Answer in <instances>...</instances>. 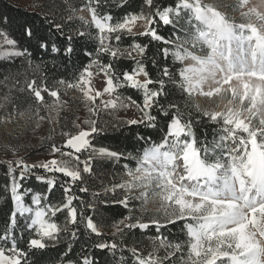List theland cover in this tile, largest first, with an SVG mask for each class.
<instances>
[{"label": "trees", "instance_id": "obj_1", "mask_svg": "<svg viewBox=\"0 0 264 264\" xmlns=\"http://www.w3.org/2000/svg\"><path fill=\"white\" fill-rule=\"evenodd\" d=\"M28 1L33 4L32 12L20 8L14 3L16 0H0V33L16 41L15 45L5 46L3 51L23 53L20 56L6 55L0 58V120L25 116V129H28L19 139L8 136L6 144L0 142V235L11 227L10 217L14 209L11 181L13 174L18 179L21 168L16 167V162L22 160L29 166H37L26 172L25 179H18L21 185L18 192L24 195L25 205L30 206L31 198L39 194L44 197L41 202L43 206L60 207L66 202L65 188L70 187L71 191L67 195L76 197L72 206L77 209L75 224L71 222L67 209L56 212L54 216L49 213L48 218L60 227L61 232L57 240L45 238L47 247L44 249H29L28 240L38 237L33 229H28L25 217H16L12 235L18 246L27 252V264H67L68 261L83 264L85 257L92 264H136V256L147 258L150 254L158 259L159 264H181V253L177 252L169 257L172 249L161 245L157 238H164L172 244L181 243L184 245L186 256L188 237L184 229L185 221L168 223L158 231L156 226L150 223L155 220L153 215L143 214L140 204H136L133 198L129 197L127 206L121 203L127 195L123 189L116 187L125 182L128 168L135 169L143 148L163 140L171 114L175 111L168 108L169 104L178 106L184 120L191 119L192 133L198 147L211 148L222 135L220 124L203 116L193 99L180 88L181 65L176 63L171 55L165 58L161 51L165 47L170 51L174 50V44L166 45L152 40L148 35H132L124 31L106 33L109 39L105 44H109L112 49H119L121 53H131L112 57L108 53L98 52L100 32L75 16L80 9L88 10L89 0ZM176 3L178 0H153L150 8L146 0H91V6L96 7L98 16H111L110 23L113 25L123 22L125 17L132 14H149L158 7H174ZM183 20L179 19L182 22ZM152 27L159 35L174 43L176 36L182 37L184 34L179 22L174 27L157 21ZM29 30L31 36L27 34ZM116 35H120L119 41L115 40ZM0 39H3V36ZM135 44L147 46L143 55L133 49ZM69 48L71 52L68 51ZM94 61L98 63H93ZM138 61L144 63L153 81L163 79L165 82L164 94L155 99L148 112L156 117L155 127H147L148 121L143 112L144 91L132 88L123 80V73H131L137 68ZM106 64H111L112 69L102 70V66ZM90 65L119 78L116 82L123 86L115 88L117 106L131 107L142 122L128 124L118 117L117 111L91 110L88 112L89 120L86 125L89 130L95 126L98 132L89 137L91 148L75 153L74 150L63 146L68 139L65 133L75 135L79 131L76 112L63 107L55 113L54 105L64 99L62 95L70 88L69 84H77L84 68ZM164 68L168 69L169 76L163 75ZM32 81H35L33 86L41 90L44 98L42 102L38 101L28 88ZM45 88L48 91H45ZM149 88L157 89L159 85L153 83ZM50 91H57L58 99L50 96ZM162 107L169 111L170 115L165 116L161 112ZM40 121L48 123L49 128L45 135L37 140L32 134L38 130L36 126ZM53 144L65 152H72L71 156H61L59 153L55 156L59 160L68 161L70 168L79 170L81 179L72 181L63 173L48 172L39 167L45 157L53 155ZM101 148L118 153L119 158L99 155L98 150ZM76 156L80 157L79 161L75 159ZM85 160L89 161V172L83 171ZM10 165L15 168L13 174L9 173ZM37 176L54 179L55 186L38 180ZM82 188L87 191H81ZM27 192L29 195H26ZM128 217L131 219H126ZM88 218L92 219L97 229L102 230L100 235L87 228ZM137 221L148 223L149 227L141 229L124 226ZM160 221L164 223L161 218ZM73 232L76 233L75 239L71 235ZM10 243L11 241L5 246H10ZM100 243H115L117 247L100 249L96 247Z\"/></svg>", "mask_w": 264, "mask_h": 264}, {"label": "snow or ice", "instance_id": "obj_2", "mask_svg": "<svg viewBox=\"0 0 264 264\" xmlns=\"http://www.w3.org/2000/svg\"><path fill=\"white\" fill-rule=\"evenodd\" d=\"M146 3L151 8L153 0H146ZM246 3L247 0H240L241 7ZM182 10L188 14V27L184 29V38L176 36L177 43L159 35L152 27L157 21L175 27ZM88 11L101 34L98 52L108 53L112 57L131 55L130 52L121 53L119 49H112L109 44H105L109 39L105 34L122 31L131 33L130 25L135 24L137 20H144L146 29L141 35H148L152 40L166 45L174 44L172 51L168 47L161 49L165 58L171 55L181 64L187 60L192 61L179 70V86L184 92L189 95L198 93L206 97L219 95L228 101L225 111L202 112L203 116L221 126L220 140L211 148L197 146L191 119L184 120L178 106L169 104L168 108L175 111L171 114L163 140L143 148L135 169H127L129 180L116 187L129 193L135 189H144L141 197L145 202L148 190L151 189L165 210L164 223L160 220L150 222L158 231L168 223L185 221L184 228L188 236L186 256L184 245L181 243L172 244L164 238H157L161 245L172 249L169 257L177 252L181 253V264H264V14L250 9L242 13V16L250 17L255 14L258 23L251 20L247 23H236L202 0H178L174 7H158L149 14H132L125 17L123 22L113 25L108 23L112 19L111 16H98L96 7L91 6V0ZM56 27L59 29V25ZM27 34L32 35L30 30ZM0 36H3L5 44H16L15 40L9 39L3 33H0ZM120 39V35L115 36L116 41ZM132 47L141 55L147 48L146 45L139 44ZM53 50H57L55 46ZM68 51L71 52V48ZM5 55L20 56L23 53L13 51L6 52ZM137 65L131 73H123V80L131 87L144 90V107L149 108L157 97L164 94L165 82L163 79L153 81L143 62L138 61ZM89 67L84 68L77 82L82 90L90 85V79L85 78L93 75ZM103 69L111 70L112 65H103ZM105 75L108 77V86L104 92H112L115 88L123 86L116 82L118 77L109 72H105ZM163 75L169 76L167 68H164ZM141 76L145 79H138ZM153 83L158 84L159 88L150 89L149 85ZM34 84L35 81H32L28 88L36 99L42 102L44 98L41 90L34 87ZM77 84H69V87H76ZM206 84L209 86L207 91L204 90ZM44 90L48 91L46 88ZM228 93L230 96H227ZM49 95L58 99L57 91H50ZM85 95H89V92H85ZM95 95L99 96L100 93L96 92ZM89 99L94 100L95 96L89 95ZM105 103L115 106L111 101ZM161 112L165 116L170 115L163 107ZM144 115L148 121L147 127H155L156 117L148 112ZM257 120L258 123L254 122ZM140 122L142 121H129L131 124ZM92 124L94 125L95 121ZM96 132L98 129L93 126L90 130H81L75 135L65 133L68 139L63 147L74 150L75 153L87 150L91 148L89 137ZM57 153L61 156L72 155V152H65L53 144L52 154L55 156ZM98 153L101 156L119 158L118 153L103 148L99 149ZM75 159L79 161L80 157L76 156ZM83 165L84 172L91 170L88 160L83 161ZM16 167L21 168L18 179L23 180L26 172L37 166H29L20 160L16 162ZM39 167L48 172L63 173L72 181L81 179L80 171L70 168L68 161L52 159ZM8 170L10 174L15 173V168L11 165ZM18 179L16 175H12L10 191L14 209L10 217L11 227L0 235V264H27V252L18 246L12 235L17 215L23 216L33 212V208L25 205L18 192L21 186ZM37 179L45 181L49 186H55L54 179H46L43 176H37ZM70 191V187L65 188L66 202L56 208L51 205L43 206L41 202L44 197L39 194L33 197L32 203L37 205V208L29 227L35 231L38 238L28 240L29 249L47 247L45 238L58 239L61 229L48 218L49 212L54 216L56 212L67 209L71 222L76 223L77 209L72 206L76 197L67 195ZM81 191L87 189L82 188ZM128 199L126 196L121 203L127 206ZM86 226L93 233L100 235L91 218L87 219ZM124 226L145 229L149 224L137 221ZM71 235L73 239L76 238L75 232ZM9 241L10 246L6 247ZM96 247L115 249L117 245L100 243ZM133 254L136 255L135 250ZM67 264L73 262L68 261ZM83 264L92 262L85 257ZM136 264H159V261L150 254L147 258L136 256Z\"/></svg>", "mask_w": 264, "mask_h": 264}, {"label": "rangeland", "instance_id": "obj_3", "mask_svg": "<svg viewBox=\"0 0 264 264\" xmlns=\"http://www.w3.org/2000/svg\"><path fill=\"white\" fill-rule=\"evenodd\" d=\"M202 2L213 5L218 11H220L226 17H228L230 20L235 21L236 23H247L249 22V20H251V22L253 23H258L256 21L255 14H252L250 17L242 16V13L248 12L250 9H255L257 12L264 14V0H247V3L244 4L243 7L240 6V0H202ZM14 3H16L20 8H23L27 11H30V12L34 11L33 4L30 3L28 0H16V2ZM75 16L80 21L85 22L87 24L88 23L92 24L95 27V24L92 21L91 13L88 10L80 9L75 14ZM180 18L184 19L183 22L179 21ZM187 19H188V15L182 10L180 17L178 18V21H179V24H181V27H183V30L188 27ZM108 23H110V21H108ZM130 26L132 27V32L131 33L127 31H124V32L128 34H132V35H138L141 32L145 31L146 29L144 20H137L135 24L130 25ZM95 29L97 28L95 27ZM184 37H185V31L181 38H184ZM177 42L178 41H175V43ZM5 46L8 47V45L4 43V39H0V58L6 56L5 55L6 52H12L11 50L3 51ZM188 61L190 60L184 61L183 64H181L180 62L175 60V62L180 64L181 67L187 65ZM89 71H91L93 75L91 77L86 76L85 78L90 79V85L85 86L83 90L79 87V85H77L74 88L72 87L68 88L66 92H64V94L62 95L64 99L61 102H59V104L54 105L55 113H57L63 107L67 109L71 108L75 110L76 112L75 114L78 117L79 131L89 130L87 128L86 121L88 122L89 120L88 112H90L91 110L93 112L100 111V110H104V111L111 110L113 112L117 111L118 117L121 120H124L128 124H131L129 123V121L131 120L140 121L139 115L131 107L129 106L118 107L117 106L115 97H114V93L116 90L112 92H104V89L108 86L107 85L108 77L105 75L103 71L98 70L94 67H89ZM138 79L143 80L145 79V77L141 76V77H138ZM207 86H208L207 84L204 86L205 91L208 90ZM132 88L140 89V88H135V87H132ZM141 90L144 91L143 89ZM85 92H89L90 96H95V99L94 100L89 99V95H85ZM96 92H99L100 95L96 96L95 95ZM186 94L193 99L196 107L198 106L197 108H199L202 112L204 110L221 112V111H225L226 107L228 106L227 98H224L219 95H216L213 97H206L198 93H193L192 95H189L188 93ZM227 96H230V93H228ZM108 101L113 102L115 106L113 107L112 103H107V104L105 103ZM150 107L145 108L143 105V108H144L143 112L144 113L149 112ZM254 122L258 123V120ZM26 123H27V118L25 116H14L11 118H4L0 120V142L2 144H6L8 136L19 139V136L23 135V132L28 130L27 128L25 129ZM136 124H139V123H136ZM36 128L38 130H35V133H34L35 135L32 134V136L38 140L39 138L45 135V132L49 128V124L40 121L37 124ZM51 130L53 131L54 127L51 128ZM219 140L220 138H217L215 143L218 142ZM52 159L59 160V158L54 155H48L47 157L43 159V163L50 161ZM128 180H129V176L126 174L125 182ZM142 191H145V190L135 189L131 193L127 191H125V193L128 197L135 199L136 204H140L143 214H151L153 215L155 220H160L161 218L162 220H164L163 222H165V210L164 208L161 207V202L159 198L153 195L151 189H149L147 193V202H145L144 198L141 197ZM31 207L33 208V212L25 213L29 215L28 217H26L28 228H30L29 225L31 224V219L34 216V212L37 208V205L32 203ZM154 215L157 217H155ZM97 231L99 233L102 232L101 229H97Z\"/></svg>", "mask_w": 264, "mask_h": 264}, {"label": "bare ground", "instance_id": "obj_4", "mask_svg": "<svg viewBox=\"0 0 264 264\" xmlns=\"http://www.w3.org/2000/svg\"><path fill=\"white\" fill-rule=\"evenodd\" d=\"M190 63H192V62H190V61L187 62V64H190ZM207 87H209V86H207ZM24 215H25V214H24Z\"/></svg>", "mask_w": 264, "mask_h": 264}]
</instances>
